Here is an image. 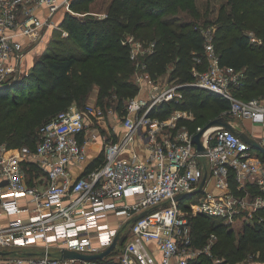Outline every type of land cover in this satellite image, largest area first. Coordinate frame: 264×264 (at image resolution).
Masks as SVG:
<instances>
[{
  "label": "built area",
  "instance_id": "1",
  "mask_svg": "<svg viewBox=\"0 0 264 264\" xmlns=\"http://www.w3.org/2000/svg\"><path fill=\"white\" fill-rule=\"evenodd\" d=\"M61 9L74 14L71 0H0V84L20 73L24 57L50 29L59 28L55 17ZM203 33L210 66L196 70L191 83L155 80L139 60L152 45L127 37L140 89L127 102L116 139L108 141L95 126L104 120L103 108L72 105L39 128L35 147L0 144V250L7 251L0 264H99V259L64 258L63 251L98 254L117 235L109 255L121 243V264H190L202 251L211 255L217 238L211 234L202 249L196 248L191 214L220 217L226 225L241 214L262 217L263 152L242 134L264 147V98L244 101L234 93L244 84L243 72L220 65L211 29ZM249 35L252 43L261 42ZM187 85L227 98L229 112L241 121L230 122L233 129L210 128L202 151L192 142L196 132L180 125L194 118L192 112L175 108L165 118L152 113L163 103H181ZM99 139L103 160L73 176L70 167L87 161L88 144ZM205 175L199 192L175 199L197 190Z\"/></svg>",
  "mask_w": 264,
  "mask_h": 264
},
{
  "label": "trees",
  "instance_id": "2",
  "mask_svg": "<svg viewBox=\"0 0 264 264\" xmlns=\"http://www.w3.org/2000/svg\"><path fill=\"white\" fill-rule=\"evenodd\" d=\"M181 1L111 0L103 17H78L61 9L55 18L69 35L56 41L58 50L47 49L27 73L0 88V144L35 147L44 123L72 105H86L95 89L101 104L104 98H113L123 115L128 100L140 89L135 81L137 62L131 55L132 44L127 42L129 34L152 45V50L140 55L139 60L155 80L166 76L171 82H193L194 72L207 70L210 64L202 28L166 16ZM71 5L78 11L88 8L82 0H71ZM234 5L245 6L250 14L256 10L251 0H236ZM237 13L223 11L216 21L212 35L219 63L243 72L244 84L234 89L237 96L264 98V25L257 27L251 17L243 25ZM244 27L256 30L261 42L252 43ZM182 89L185 97L181 103H163L152 111L153 115L165 118L175 108L188 110L194 118L182 119L180 125L194 132L212 109L219 113L230 110V101L211 90L193 85ZM215 118L230 119L221 114ZM261 155L264 158V153ZM103 157L104 151L95 158L89 156L81 165L83 174ZM260 214L262 217L255 218L238 215L228 225L220 217L191 216L196 248L202 249L211 234L217 238L211 245V255L202 251L190 264H264V210ZM113 253L98 263L121 264Z\"/></svg>",
  "mask_w": 264,
  "mask_h": 264
},
{
  "label": "rangeland",
  "instance_id": "3",
  "mask_svg": "<svg viewBox=\"0 0 264 264\" xmlns=\"http://www.w3.org/2000/svg\"><path fill=\"white\" fill-rule=\"evenodd\" d=\"M173 1V0H172ZM175 1V0H174ZM234 1L236 0H182L181 2H178L176 5V10L172 12H168L166 15L167 17H178L181 20H186L190 22H194L195 25L202 28L203 31H208L211 29L212 33L216 27L218 16L221 12L225 11L226 13H237L238 22L242 23L246 22L249 17H251L252 21L255 22V25L257 27H261L264 25V1H257V0H251L253 4H255V11H251L253 15L250 13L245 12V6H239L236 8V5H234ZM256 1V2H255ZM83 5L87 3L88 8L87 10H76L73 9L74 14L78 17H83L87 14L94 15L96 17H102L105 15V12L111 2V0H82ZM86 7V6H85ZM251 15V16H250ZM242 21V22H241ZM263 23V24H262ZM56 24L58 25V22L56 21ZM245 31H248L249 33H252L256 37H260L257 34V31L253 28L244 27ZM63 32L61 31L60 27L55 29H50L48 32L47 37H45L44 41L40 42L38 46H36L35 49H32L29 54L24 57L22 63H21V71L20 73L23 75L29 71L35 62H37L38 59L41 58L43 53L48 49L50 52L58 50L56 47V41L60 40L62 37H67L62 35ZM133 36V34H129L128 36ZM136 38V37H135ZM137 40H140L136 38ZM160 83H163L167 81L166 76L159 77L157 79ZM16 82V81H14ZM252 96V95H251ZM259 97V96H256ZM253 98V97H252ZM241 99H243L241 97ZM244 101L248 99H243ZM100 99L97 95L96 89L92 92L90 95L86 105H76L80 109H84L87 105H94V106H100L105 111V117L103 121H96V127H98L99 130H101V135H106L108 141L116 139L122 132V117L119 112V110L116 107L115 100L112 98H104V104L100 103ZM212 112L209 113L208 118L206 121L201 124L194 132H197L201 127H203L209 120H213L215 117H217L219 114L221 116H225L230 118L228 122H232L233 124H239L241 123L240 120L235 118L233 114L227 111L223 112H217L216 109H212ZM225 120V119H224ZM226 121V120H225ZM106 130H105V128ZM108 127V128H107ZM190 130V129H189ZM103 133V134H102ZM193 203L198 202L197 197L192 198ZM192 216L194 214H191ZM235 221V220H234ZM125 238V236H124ZM122 247V244L118 245V249ZM115 250L113 253L114 259L119 260V250Z\"/></svg>",
  "mask_w": 264,
  "mask_h": 264
},
{
  "label": "water",
  "instance_id": "4",
  "mask_svg": "<svg viewBox=\"0 0 264 264\" xmlns=\"http://www.w3.org/2000/svg\"><path fill=\"white\" fill-rule=\"evenodd\" d=\"M22 76L21 73H18L10 82H3L0 84V88L6 86V85H9L10 83L18 80L20 77ZM214 126H223V127H226V128H229V129H233L232 127V124L228 121H225L224 119L222 118H215L213 120H210L207 124H205L203 127H201L192 137V142L194 144L197 145V149L199 151H202L204 150V144L202 142V137L204 136V134L212 127ZM242 137L244 138L245 141H247L248 143H250L252 146L260 149L263 153H264V147L259 145L255 140H253L251 137H249L248 135L246 134H242ZM205 178H206V175L205 177L203 178L202 180V183L200 185V187L193 191V192H190V193H182V194H179L175 197L176 200H182L186 197H189L197 192H199L202 188V186L204 185V182H205ZM6 182H3L1 184H5ZM147 213V211H144L142 213H140L139 215H136L132 218V221H135L136 219L144 216L145 214ZM120 239V235H117L114 242L112 243V245H110L106 250H104L103 252L101 253H98V254H83V253H79V252H75V251H71V250H67L65 249L63 251V257L64 258H77V259H86V260H95V259H101V258H105L107 257L113 250L114 248L116 247L118 241ZM5 252L7 251H2L0 250V255H3L5 254Z\"/></svg>",
  "mask_w": 264,
  "mask_h": 264
},
{
  "label": "crops",
  "instance_id": "5",
  "mask_svg": "<svg viewBox=\"0 0 264 264\" xmlns=\"http://www.w3.org/2000/svg\"><path fill=\"white\" fill-rule=\"evenodd\" d=\"M232 123V122H231ZM104 127V126H103ZM105 128V127H104ZM106 130V128H105ZM90 130L88 129L86 134L82 136V139H84L85 137L88 138L89 134H90ZM134 148H136L138 151H141V148L138 145H135ZM104 151V147L102 142L99 140L96 141H92L91 143L88 144V158L90 156V158H95L96 156H98V154ZM70 171L72 173L73 176H78L81 172H84V167L83 166H77V165H73L70 167ZM158 257H160V254H157Z\"/></svg>",
  "mask_w": 264,
  "mask_h": 264
}]
</instances>
